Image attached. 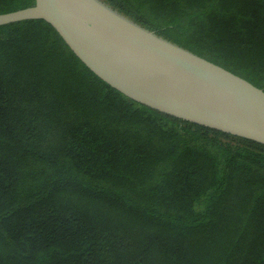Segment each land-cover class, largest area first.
Masks as SVG:
<instances>
[{"label": "trees", "instance_id": "1", "mask_svg": "<svg viewBox=\"0 0 264 264\" xmlns=\"http://www.w3.org/2000/svg\"><path fill=\"white\" fill-rule=\"evenodd\" d=\"M101 1L264 89V0ZM0 264H264V143L134 100L44 19L1 24Z\"/></svg>", "mask_w": 264, "mask_h": 264}, {"label": "water", "instance_id": "2", "mask_svg": "<svg viewBox=\"0 0 264 264\" xmlns=\"http://www.w3.org/2000/svg\"><path fill=\"white\" fill-rule=\"evenodd\" d=\"M41 18L98 76L179 118L264 143V89L144 28L101 0H35L0 25Z\"/></svg>", "mask_w": 264, "mask_h": 264}]
</instances>
